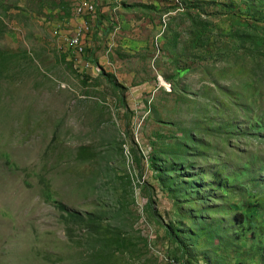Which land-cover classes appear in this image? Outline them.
Returning <instances> with one entry per match:
<instances>
[{
  "label": "rangeland",
  "instance_id": "1",
  "mask_svg": "<svg viewBox=\"0 0 264 264\" xmlns=\"http://www.w3.org/2000/svg\"><path fill=\"white\" fill-rule=\"evenodd\" d=\"M191 4L111 74L0 0V264H264V0Z\"/></svg>",
  "mask_w": 264,
  "mask_h": 264
},
{
  "label": "crops",
  "instance_id": "2",
  "mask_svg": "<svg viewBox=\"0 0 264 264\" xmlns=\"http://www.w3.org/2000/svg\"><path fill=\"white\" fill-rule=\"evenodd\" d=\"M43 1L48 4L42 6ZM78 1L17 0L19 9H11L9 14L19 18L15 27L18 32L22 31L21 28L25 29L29 19L37 30L48 27L50 45L63 50L66 49L62 45L61 35H72L76 29H83V52L80 55L73 54L80 66L91 73L118 74L123 64L118 55L123 51L133 54L147 52L153 56V39L156 37L158 54L155 56L164 53L161 51L162 44L169 34L164 35L162 18H170V24L177 16L191 12L189 8L193 0H85V13L90 14L83 17L75 16L72 11ZM94 3L96 9L91 13L88 7L94 6ZM55 29H58V36L53 34ZM132 58V61L139 60ZM152 63L154 65L155 61L151 60Z\"/></svg>",
  "mask_w": 264,
  "mask_h": 264
},
{
  "label": "built area",
  "instance_id": "3",
  "mask_svg": "<svg viewBox=\"0 0 264 264\" xmlns=\"http://www.w3.org/2000/svg\"><path fill=\"white\" fill-rule=\"evenodd\" d=\"M84 4L85 0H80L79 3L75 6L74 12L77 17H83L90 13H84ZM96 9V5L94 3V9H92L91 13H94ZM54 35L58 36L59 32L58 29L53 30ZM83 34L84 30L79 28L70 34H63L61 35L62 44H64V49L70 50L72 54L80 55L83 52L84 45H83Z\"/></svg>",
  "mask_w": 264,
  "mask_h": 264
},
{
  "label": "trees",
  "instance_id": "4",
  "mask_svg": "<svg viewBox=\"0 0 264 264\" xmlns=\"http://www.w3.org/2000/svg\"><path fill=\"white\" fill-rule=\"evenodd\" d=\"M64 210H66V209H64ZM65 213H66V216L68 217V219H70L71 221H77V223H79V222H83L85 220L84 217L78 213H71L69 211H65ZM89 219L91 220V218H89Z\"/></svg>",
  "mask_w": 264,
  "mask_h": 264
},
{
  "label": "bare ground",
  "instance_id": "5",
  "mask_svg": "<svg viewBox=\"0 0 264 264\" xmlns=\"http://www.w3.org/2000/svg\"><path fill=\"white\" fill-rule=\"evenodd\" d=\"M92 9H94V6L93 5H89L88 10L92 11ZM84 13H85V7H84Z\"/></svg>",
  "mask_w": 264,
  "mask_h": 264
}]
</instances>
